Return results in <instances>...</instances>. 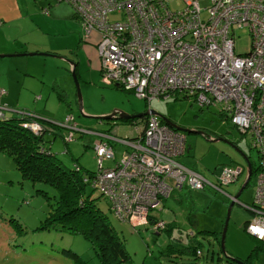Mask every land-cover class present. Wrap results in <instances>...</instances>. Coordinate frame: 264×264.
Returning a JSON list of instances; mask_svg holds the SVG:
<instances>
[{
    "label": "rangeland",
    "instance_id": "374dc122",
    "mask_svg": "<svg viewBox=\"0 0 264 264\" xmlns=\"http://www.w3.org/2000/svg\"><path fill=\"white\" fill-rule=\"evenodd\" d=\"M61 1L68 4L72 16V4L68 0L54 2ZM170 4L173 8H180L184 1L170 0ZM45 9L44 7V11ZM119 16L120 14L110 15L114 18ZM249 43V35L241 33L235 39V51L242 53L249 47ZM37 54L29 56H45L47 61H34L36 58H28V55L22 54L0 57V60L9 57L20 60L15 64L27 62L18 65L20 68L16 66L19 74L16 79L24 76L22 72H30L32 80L36 81L32 86L20 83L19 95L22 98L16 106L26 112L28 117L21 118L19 122L30 123L36 118L44 125L48 120L64 123L66 116L73 113L74 121L85 131H74L75 136L66 143L63 139L65 126L51 124L55 130L44 133L43 143L61 164L67 168L77 165L87 178L97 170L93 142L100 137V132H112L115 129L121 137L129 138L138 134V130L132 129L134 125L130 121L95 116L116 109L139 112L152 108L179 125L200 127L198 129L204 133H185V150L176 157L212 181L222 165H241L244 171H241L238 179L225 186L233 194L240 189L245 179L246 160L228 141L235 142L250 157L254 171L248 184L241 189L237 200L232 204L225 234V251L221 250L218 238L232 197L209 185L193 189L184 183L181 188L174 189L170 196H164L161 208L150 209L151 213L164 222L161 229L154 225V229L149 226L134 228L121 223L107 208L105 196L93 188L92 197H96L99 209L122 239L131 257V264H229L226 256H236L228 252L231 246L241 253L243 251L245 255L254 249L255 246L249 244V240L253 242L254 239L246 228L243 229V219L248 213L252 215L244 201L249 202L253 197L259 154L257 148L250 143L249 133L244 134L238 129L231 122L228 112H222L219 104L201 105L193 95H185L179 91L168 98H153L148 102L136 97L132 90L113 84L109 78L101 75L99 66L94 67L86 58L80 60V74L78 76L76 73L75 78L71 68H63L56 63V57L46 53ZM6 73L7 70L4 72V68L0 67L3 80L7 78ZM76 79L82 97L81 108L78 104ZM5 91V88L0 89V98ZM65 91L69 94L68 98ZM35 96H39L37 104ZM32 114L37 117L32 118ZM23 127L31 131L27 126ZM216 136L223 139L210 140ZM111 142L115 158L105 160L104 164L107 166L120 159L129 147L122 142ZM88 185L84 188V195L91 191V186ZM56 194L57 190L53 185L23 177L12 156L0 150V264H103L92 239L85 233L69 232L59 225L44 227V220L55 204ZM263 249L258 252L256 249L249 257L248 264H253L252 259H261ZM197 250H200V254Z\"/></svg>",
    "mask_w": 264,
    "mask_h": 264
},
{
    "label": "built area",
    "instance_id": "2783aa9c",
    "mask_svg": "<svg viewBox=\"0 0 264 264\" xmlns=\"http://www.w3.org/2000/svg\"><path fill=\"white\" fill-rule=\"evenodd\" d=\"M68 1L82 37L95 45L102 76L148 102L179 91L201 105L219 104L238 129L249 133L259 164L247 204L253 214L245 228L264 240V0H183L180 8L170 0ZM243 32L250 43L240 53L235 39ZM5 110L20 111L0 104V116ZM48 123L70 128L68 140L79 127L72 114L64 123L48 120L44 125L35 118L22 125L37 134L54 130ZM136 129L133 138L115 129L100 132L93 142L97 170L83 178L105 196L118 220L134 228L146 225L150 209L161 208L162 198L184 183L193 189L209 185L235 199L225 186L238 179L241 165H222L212 181L177 159L185 150L183 131L152 113ZM112 140L129 147L107 166L104 161L115 158ZM153 225L161 229L164 222L157 219Z\"/></svg>",
    "mask_w": 264,
    "mask_h": 264
},
{
    "label": "trees",
    "instance_id": "16d2710c",
    "mask_svg": "<svg viewBox=\"0 0 264 264\" xmlns=\"http://www.w3.org/2000/svg\"><path fill=\"white\" fill-rule=\"evenodd\" d=\"M23 117L28 116L23 112L21 114V110H11L9 114L5 112L0 116V150L12 156L23 177L33 181L40 180L56 188L55 204L52 205L50 215L44 220V227L59 225L69 232L85 233L92 239L103 264H131V257L122 239L99 209L96 197H92L94 189L91 187V191L83 194L84 188L88 185L83 179L86 176L77 165L74 168H67L61 164L43 143V135L48 130L40 132L41 134L29 131L19 122ZM136 118H140L138 120L143 126L147 115L123 120L136 122L138 121ZM48 125L53 129L50 123ZM247 157L250 158L248 155ZM257 168L258 166L256 170ZM220 235L221 230L219 242ZM256 249L257 247H254L251 250V255ZM226 259L229 264H238L229 256ZM248 259L243 258L246 262Z\"/></svg>",
    "mask_w": 264,
    "mask_h": 264
},
{
    "label": "crops",
    "instance_id": "0c3cea01",
    "mask_svg": "<svg viewBox=\"0 0 264 264\" xmlns=\"http://www.w3.org/2000/svg\"><path fill=\"white\" fill-rule=\"evenodd\" d=\"M54 1L55 0H0V53L18 52V51H45L50 53H58L63 57L51 55L53 57H56L55 60L56 63L63 68L68 67L70 69L72 68V65L65 58L72 59L75 62L73 69L76 70L78 76L80 74V60L82 58H86L89 63L92 62V65L98 68L99 59L95 49V45L92 41L84 39L82 37L79 19L74 14V11L72 13V16H70L71 10L66 2L61 1L55 3ZM44 7L46 8V11H44ZM61 10L63 11V13H59V11ZM65 11L67 13H64ZM22 55H28L26 56L28 58L29 57L36 58L34 61L37 60H41L42 62L47 61V57L45 56H29L33 54H22ZM0 57H4V56H0ZM2 59L3 60H0V67L4 68V72L7 70L6 73L7 78L3 80L2 75H0V81H7V82L0 83V88L6 89L5 93L0 98L1 101L0 104L5 105L7 108L18 109L16 104L20 103L21 102L20 98H22V96L19 95L20 85H21L20 83H27L28 85L32 86L36 81L32 80L31 77L33 75L30 72H22L24 76L22 77L19 76L16 79L17 75H19L16 66L20 68L19 67L20 65L27 64V62H24L23 64H15L20 60H12L13 59L12 57L2 58ZM75 66L77 67L75 68ZM60 89L64 90L62 87ZM66 95H67L66 98H68L69 95L68 92L66 93ZM42 96L43 93L40 98H42ZM35 97L36 99L34 101H37L39 96H35ZM37 103L38 101L36 102V104ZM9 112L10 111H7L8 114ZM69 114L73 115V113L71 112ZM133 125L134 126H132V129L137 130L136 125H140L141 127L142 123L141 121L138 120L136 122L134 121ZM65 128L66 129L63 132V139L67 143V141L71 139L68 140L65 137V134L66 133L70 134L69 131L70 128L68 127ZM53 129L55 130L54 127ZM54 130H48V131L53 132ZM73 130L75 132L85 131L81 127H78ZM75 132H73V137L75 136ZM242 151L244 150L242 149ZM228 192L234 196L232 192L230 191ZM244 202H245L244 205L247 206V204H249L251 201L249 202L244 201ZM247 209L250 211V213H252V210H250L249 208ZM151 215L152 216H150V221L144 226H149L152 229H154L153 227L154 221L160 218H158L157 215L155 214L151 213ZM251 216L252 215H249V213L245 215L243 219V223H244L243 229L245 228L246 220H248ZM121 223H125V222H121ZM191 234L194 233L191 232ZM250 236L254 239V241L252 242L249 240V244L257 247V249L258 246H260L256 252L264 248V240H258L252 234H250ZM228 252L230 254L236 255L237 257L248 259L250 256L253 255L255 251L252 253V255L251 253L248 252L247 254L248 256H247L243 254V251L241 253L239 250H235L231 246ZM198 254H200V252ZM252 263L264 264V252L261 254V259L257 258V260L255 261L254 259H252Z\"/></svg>",
    "mask_w": 264,
    "mask_h": 264
},
{
    "label": "water",
    "instance_id": "95a60500",
    "mask_svg": "<svg viewBox=\"0 0 264 264\" xmlns=\"http://www.w3.org/2000/svg\"><path fill=\"white\" fill-rule=\"evenodd\" d=\"M27 53H30V54L46 53V54H51V55H54V56L63 57V56H61L58 53H50V52H42V51H18V52H13V53H0V56L20 55V54H27ZM65 59L72 65V68L71 69H72V72H73L74 77L76 78V71H75V69H73V66L75 65V62L72 59H70V58H65ZM76 84L78 86V104H79V107L81 108L82 107V97H81V94H80V89H79V85H78L77 79H76ZM149 113H152V114L158 116L159 118H161L164 122H166L170 126L176 128V129H179V130H181V131H183L185 133L186 132L204 133L203 130L198 129V128L179 125V124L171 121L169 118H167L166 116H164L163 114L159 113L158 111H156V110H154L152 108H148V109H146L144 111H139V112H128V111H123L121 109H116V110H113L110 113L101 114V115H95V116L100 117V118H112V117H116V118H120V119H126V118L140 117L141 115H147ZM217 139H223V138L222 137H219V136L210 138V140H217ZM225 140H227V139H225ZM229 142L231 143V141H229ZM234 146L238 150V152L244 157V159L246 160V164H247L245 179H244V181H243L240 189L234 194V197L236 199L239 196V194L241 192V189L243 187H245L246 183L248 182V180H249V178L251 176L252 166H251V163H250L248 157L244 154V152L242 151V149H240V147H238L237 145H234ZM235 199H232L230 201V203L228 205L227 213L225 215V219L223 221V226H222L221 235H220V242H219L222 251H225L224 242H225L226 228H227V224H228V219H229L231 207H232V204H233V202H234ZM226 258H227V256H226ZM230 258L232 260H235L238 264H248L245 260H243V258H240V257H237V256H230Z\"/></svg>",
    "mask_w": 264,
    "mask_h": 264
},
{
    "label": "flooded vegetation",
    "instance_id": "af4514ba",
    "mask_svg": "<svg viewBox=\"0 0 264 264\" xmlns=\"http://www.w3.org/2000/svg\"><path fill=\"white\" fill-rule=\"evenodd\" d=\"M77 66H75V68H76ZM76 71V70H75ZM114 84V83H113ZM115 85H117V84H115ZM119 86V85H118ZM7 112V111H6ZM11 112V111H10ZM133 122L134 121H131V124H133ZM194 128H200V127H198V126H195ZM226 137V136H225ZM229 142V141H228ZM231 144H233V145H236L235 144V142H231ZM241 149V148H240ZM244 152V151H243ZM244 154L247 156L248 154H246L245 152H244ZM249 156V155H248ZM249 161H250V158H249ZM250 163H251V161H250ZM251 166H252V164H251ZM242 167V166H241ZM246 168H247V164H246ZM248 263V262H247Z\"/></svg>",
    "mask_w": 264,
    "mask_h": 264
},
{
    "label": "bare ground",
    "instance_id": "6f19581e",
    "mask_svg": "<svg viewBox=\"0 0 264 264\" xmlns=\"http://www.w3.org/2000/svg\"><path fill=\"white\" fill-rule=\"evenodd\" d=\"M175 92H176V91H175ZM122 120H123V119H122ZM244 134H245V133H244ZM116 142H117V141H116ZM221 167H222V166H221ZM215 171H216V170H215ZM215 171H214V172H215ZM243 171H244V170H243ZM214 176H215V175H214ZM236 180H237V179H236ZM233 183H234V182H233ZM230 185H231V184H230ZM206 188H207V187H206ZM169 196H170V195H169ZM230 199H231V198H230ZM236 200H237V199H236Z\"/></svg>",
    "mask_w": 264,
    "mask_h": 264
},
{
    "label": "clouds",
    "instance_id": "9594fccd",
    "mask_svg": "<svg viewBox=\"0 0 264 264\" xmlns=\"http://www.w3.org/2000/svg\"><path fill=\"white\" fill-rule=\"evenodd\" d=\"M150 114V113H149ZM185 133V132H184Z\"/></svg>",
    "mask_w": 264,
    "mask_h": 264
}]
</instances>
